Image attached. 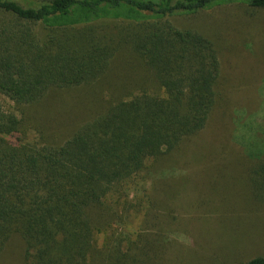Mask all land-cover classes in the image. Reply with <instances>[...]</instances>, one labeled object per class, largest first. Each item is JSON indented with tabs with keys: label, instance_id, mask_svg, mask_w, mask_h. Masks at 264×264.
<instances>
[{
	"label": "trees",
	"instance_id": "16d2710c",
	"mask_svg": "<svg viewBox=\"0 0 264 264\" xmlns=\"http://www.w3.org/2000/svg\"><path fill=\"white\" fill-rule=\"evenodd\" d=\"M234 3L264 10V0H0V254L19 237L25 264L137 263L119 244L99 249L98 236L128 210L126 186L204 131L219 103L216 45L170 19ZM125 56L140 63L134 90L68 138L29 142V109L101 81ZM241 148L264 191V138Z\"/></svg>",
	"mask_w": 264,
	"mask_h": 264
},
{
	"label": "rangeland",
	"instance_id": "374dc122",
	"mask_svg": "<svg viewBox=\"0 0 264 264\" xmlns=\"http://www.w3.org/2000/svg\"><path fill=\"white\" fill-rule=\"evenodd\" d=\"M170 22L216 45L218 107L204 131L148 162L126 186L128 210L118 209L97 246L111 251L119 244L135 264L245 263L264 256V202L255 200L264 199V191L253 176L256 163L241 148L264 138V10L234 3ZM139 66L131 56L117 58L101 81L53 93L42 106L29 109V142L68 138L111 100L137 87L133 71ZM2 103L14 111L8 99ZM25 251L24 241L15 237L0 254V264H25Z\"/></svg>",
	"mask_w": 264,
	"mask_h": 264
}]
</instances>
